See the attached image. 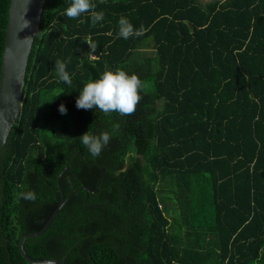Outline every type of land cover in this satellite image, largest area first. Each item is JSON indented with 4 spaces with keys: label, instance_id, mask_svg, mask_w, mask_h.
<instances>
[{
    "label": "trees",
    "instance_id": "obj_1",
    "mask_svg": "<svg viewBox=\"0 0 264 264\" xmlns=\"http://www.w3.org/2000/svg\"><path fill=\"white\" fill-rule=\"evenodd\" d=\"M71 2L44 3L20 117L0 151V264H28L21 239L61 200L49 229L25 240L31 259L264 264V0H93L105 13L95 26L66 17ZM121 17L145 33L119 37ZM117 69L144 83L135 114L77 109L83 86ZM117 123L93 157L79 137Z\"/></svg>",
    "mask_w": 264,
    "mask_h": 264
},
{
    "label": "clouds",
    "instance_id": "obj_2",
    "mask_svg": "<svg viewBox=\"0 0 264 264\" xmlns=\"http://www.w3.org/2000/svg\"><path fill=\"white\" fill-rule=\"evenodd\" d=\"M103 2L104 0H101V3ZM96 7L93 0H72L70 6L65 11V15L70 19H78L82 15L88 14L92 25L95 26L105 18V13L103 11H96ZM84 22V20H80V23ZM144 33L145 29L143 26L136 29L126 17L120 18L119 37L129 39L133 36L139 37ZM83 42L89 46L91 50L89 54L96 51L98 45L90 37H85ZM55 70L59 79L64 84L72 87L73 80L66 71V63L57 60L55 62ZM143 87V81L135 74L129 75L120 69H117L115 72L105 71L99 79L83 86L76 100V107L83 110L99 109L106 116H110L112 113H118L121 116H131L135 114L137 105L142 99L139 93ZM59 112L62 115H66L67 109L61 105ZM119 127L118 123L114 124L112 133L105 131L98 136L88 131L79 137V139L93 157H98L109 144L113 133L119 131ZM21 197L33 202L37 198L34 191L22 193Z\"/></svg>",
    "mask_w": 264,
    "mask_h": 264
},
{
    "label": "water",
    "instance_id": "obj_3",
    "mask_svg": "<svg viewBox=\"0 0 264 264\" xmlns=\"http://www.w3.org/2000/svg\"><path fill=\"white\" fill-rule=\"evenodd\" d=\"M46 0H10L0 65V151L20 117L25 76ZM27 23V27H26ZM67 167L63 170L67 171ZM104 173V169H102ZM86 192L88 189L83 188ZM94 193H97L94 192ZM65 205L61 200L45 226L36 234L22 238L19 251L28 264H65L63 260H34L25 253V240L44 234Z\"/></svg>",
    "mask_w": 264,
    "mask_h": 264
},
{
    "label": "rangeland",
    "instance_id": "obj_4",
    "mask_svg": "<svg viewBox=\"0 0 264 264\" xmlns=\"http://www.w3.org/2000/svg\"><path fill=\"white\" fill-rule=\"evenodd\" d=\"M149 51H152L151 49H149Z\"/></svg>",
    "mask_w": 264,
    "mask_h": 264
}]
</instances>
